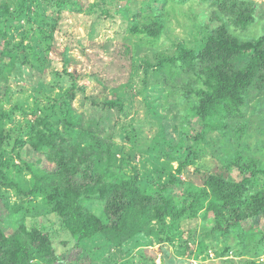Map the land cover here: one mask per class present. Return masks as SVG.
<instances>
[{
  "label": "rangeland",
  "instance_id": "obj_1",
  "mask_svg": "<svg viewBox=\"0 0 264 264\" xmlns=\"http://www.w3.org/2000/svg\"><path fill=\"white\" fill-rule=\"evenodd\" d=\"M165 1L0 0V10L6 6L11 15L6 20L0 17L5 34L0 49L7 48L9 53L0 54V114L8 119L5 131L12 129L11 136L23 137L32 122L44 116L75 141L82 137L90 141L85 136L90 131L110 151L106 168L113 175L111 181L116 182L114 176L125 177L141 189L152 188L150 195L162 188L170 198H179L204 188L211 174H226L240 182L250 177L249 172L241 175L234 167L225 169L239 157L240 163L255 161L261 171L253 191L264 190V93L255 101L257 105L243 110L246 120L231 117L224 121V132L202 134V123L190 115L193 100L181 94L188 75H172L167 62L163 70L158 65L177 56L180 49H196L207 33L222 24L239 41L261 39L264 43V0H250L258 8L256 21L246 32L212 3ZM154 18L162 25L155 41L130 33L135 23L144 25ZM162 81L172 89L164 88ZM188 87L193 89V83ZM111 102L113 106H106ZM256 109H261L260 114L254 113ZM201 134L200 140H193ZM10 157L13 178L23 187L31 185V171L56 169L28 146ZM180 162L186 166L178 170ZM14 197L0 179V223L6 233H12L6 226L13 205L40 210L36 212H40V225L55 235L57 249L66 252L64 263L243 264L244 259H257L264 264L262 218L247 221L224 237L210 234L208 217L200 214L180 223L166 240L158 241L153 231L144 232L118 248L101 241L92 255L89 244L84 252H68L74 242H68L67 233L47 213L41 198L27 203ZM85 199L88 212L101 217L104 202L97 196ZM32 219L33 215L29 225Z\"/></svg>",
  "mask_w": 264,
  "mask_h": 264
},
{
  "label": "trees",
  "instance_id": "obj_2",
  "mask_svg": "<svg viewBox=\"0 0 264 264\" xmlns=\"http://www.w3.org/2000/svg\"><path fill=\"white\" fill-rule=\"evenodd\" d=\"M199 1L212 3L226 17H232L233 24L242 32H246L256 21L258 5L253 1ZM4 7L0 10V17L6 20L11 15ZM148 22L144 25L135 23L130 33L141 34L147 41H155L162 25L157 18ZM4 35V30L0 28V39ZM196 46V49H180L177 56L165 58L158 65L163 70L167 62V71L179 77L186 72L187 83L181 86V94L193 100L190 115L202 123V134L210 131L222 133L227 128L224 124L226 119L231 121L230 118L235 117L237 121L238 118L246 120L243 110L257 105L255 101L263 97L264 43L261 39L239 41L222 24L213 33H207ZM0 54L2 57L9 56L8 49L1 47ZM191 82L193 89L188 87ZM162 86L165 88L168 85L164 81ZM69 94L73 96V88ZM113 105L114 102L106 104ZM260 110L256 109L254 113L260 114ZM7 120L0 114L1 183L19 201L29 203L37 198L42 199L47 213L53 214L57 226L67 233L68 242H74L68 252L73 249L84 252L89 244L93 255L101 241L118 248L150 231L158 241L166 240L180 223L193 220L200 214L208 217L206 227L210 226V234L224 237L243 228L247 221L264 220V190L253 191L257 174L261 171L254 160L240 163L242 157H239L225 166L226 171L234 167L241 175L249 172V178L243 177L242 181L235 182L226 174H211L204 188L185 192L179 198L172 199L162 188L150 195L154 192L152 188L141 189L135 185L136 182L125 180V177L114 176L116 182H112L113 175L106 168L111 161L110 151L108 147L103 148L100 137L90 131L85 134L90 141L84 140V137L75 141L68 138L65 126V131L60 132L53 119L44 116L36 118L23 137L20 134L13 137L12 129L5 131ZM214 121L218 123H212ZM202 134L195 135L193 140H200ZM12 139L13 146L10 145ZM25 146L43 155L48 163L56 167L52 172L31 171L32 183L27 187L17 183L10 171V155ZM185 166L184 162H180L177 169ZM157 173L160 178L158 170ZM107 177L108 182L105 180ZM91 196H97L104 202L101 217H96L86 208L85 198ZM33 210L28 205L23 207L17 204L8 210L7 216L12 225L9 223L6 227L12 231L11 234H7L0 223V264H78L74 261L64 263L62 258L66 252L61 253L57 249L54 245L55 235L40 225V212L37 214L40 210ZM31 215L33 219L29 225ZM243 264L260 263L257 259H244Z\"/></svg>",
  "mask_w": 264,
  "mask_h": 264
}]
</instances>
